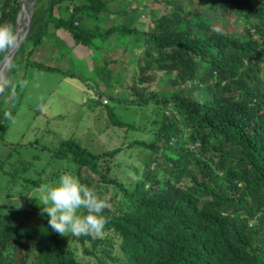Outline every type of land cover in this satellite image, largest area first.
<instances>
[{
  "label": "trees",
  "instance_id": "trees-1",
  "mask_svg": "<svg viewBox=\"0 0 264 264\" xmlns=\"http://www.w3.org/2000/svg\"><path fill=\"white\" fill-rule=\"evenodd\" d=\"M160 2L164 10L152 11L144 31L132 24L135 8L110 11L109 0L33 1L28 33L0 91V139L14 119L28 68L71 77L30 60L46 38L63 41L60 29L92 52L112 41L111 55L116 46L124 53L129 37L144 38L130 98L107 95L109 103L134 107L135 117L126 122L114 106L103 109L113 126L129 131L140 125L149 138L126 144L144 157L117 164L122 176L111 166L120 148L99 153L73 137L62 140L49 159L73 165L80 182L105 201L91 176L116 190L114 206L106 201L101 213L104 231L95 238L61 235L38 208L0 204V264H9V252L17 264L30 257L34 264H264V0ZM21 5L0 0V23L11 24L15 33ZM109 13H122L124 23L101 27ZM228 24L241 25L242 33ZM9 50L0 52V64ZM111 55L104 62L117 73L109 77L123 84ZM155 72L168 77L171 90H147ZM92 92L95 106L105 96ZM38 157L18 158L7 170L4 162L0 172L9 182L36 187L38 180L27 173Z\"/></svg>",
  "mask_w": 264,
  "mask_h": 264
},
{
  "label": "rangeland",
  "instance_id": "rangeland-1",
  "mask_svg": "<svg viewBox=\"0 0 264 264\" xmlns=\"http://www.w3.org/2000/svg\"><path fill=\"white\" fill-rule=\"evenodd\" d=\"M33 1L26 0L28 12H30V5ZM108 7L110 11L119 12L135 8L131 18L132 24L145 31L149 26V20L151 21L152 11L162 12L165 5L160 0H109ZM104 17L105 19H100V26L103 28L124 23L122 13L104 14ZM25 23L26 15L22 12L18 23V37L23 35ZM227 28L237 34H241L243 29L241 25L234 24H228ZM58 32H63L59 35L63 41L46 38L45 42L33 51L30 60L57 67L71 77L28 68L19 87L20 95L14 119L4 137L0 139V165L5 162L1 165L3 169H9V165L18 158L39 156L33 168L27 173L28 177L38 180V185L36 187L25 185L21 179L16 183L9 182L8 176L0 172V204H20L27 208L36 207L40 210L42 207L39 204L41 185H54L58 176L66 172L76 175L74 166L70 163L49 159V154L58 148L62 140L69 137L75 138L82 146H86L93 152L100 153L120 148L121 151L111 163L114 169L117 164L119 167L127 162L133 165L134 162L141 161L144 157L137 150L126 149V144L133 139L149 138L148 133L144 134V128L137 125L136 130L126 131L124 128L113 126L103 109V105L114 106V113L124 118L126 122L132 121L135 117L134 107L126 106L125 102L123 107L122 105L118 107L114 100L109 103L107 95L119 101L126 97L130 98L129 86L137 75L139 62L136 60L140 59L144 52V38L129 37L127 50L122 53V46L120 48L116 46V52L111 55L112 41L104 44L98 51L92 52L87 48L74 45L69 35L61 29ZM97 44L101 46L100 43ZM55 46L56 52L52 51ZM106 54L118 60L117 68L120 70L118 79L123 80V84H113L115 78L109 77L117 71H114L111 65L105 64ZM9 66L8 63L3 74L0 75V91L6 86V72ZM104 66L110 70V73L106 72L105 68L100 71ZM22 74L20 70L17 76L20 77ZM146 85L149 88L148 91H154L157 94L172 89L168 77L162 72H155L152 80ZM93 89L101 91L106 97L99 98L95 106L93 102L97 99L93 96ZM150 108V104L142 106L144 113H149ZM115 173L122 176L123 171H118L116 168ZM91 178L98 184L100 195L106 198L108 206H114L117 198L116 190L108 185H102L94 176ZM77 212L79 213L80 210ZM44 216L47 221V215ZM76 216L78 217L77 213ZM7 261L9 264H17V258L16 256L14 258L11 252L7 254ZM26 264H34L31 257Z\"/></svg>",
  "mask_w": 264,
  "mask_h": 264
},
{
  "label": "clouds",
  "instance_id": "clouds-1",
  "mask_svg": "<svg viewBox=\"0 0 264 264\" xmlns=\"http://www.w3.org/2000/svg\"><path fill=\"white\" fill-rule=\"evenodd\" d=\"M17 39L11 24L0 23V52L15 48ZM39 192L40 215H47L48 227L53 232L95 238L104 231L107 220L101 213L107 207L106 201L73 173L60 174L54 185H41ZM80 209L87 214L77 217Z\"/></svg>",
  "mask_w": 264,
  "mask_h": 264
},
{
  "label": "water",
  "instance_id": "water-1",
  "mask_svg": "<svg viewBox=\"0 0 264 264\" xmlns=\"http://www.w3.org/2000/svg\"><path fill=\"white\" fill-rule=\"evenodd\" d=\"M21 9H20V12L17 16V23H16V26H17V29H16V35H17V45H19L20 43H22L28 33V30H29V23H30V18H31V12H32V4L30 5L31 9H30V12L27 11V5H26V0H21ZM24 12V14L26 15V23H25V29H24V33L22 36L18 37V23H19V17H20V14ZM16 45V47H17ZM16 47L15 48H12L9 50L6 58H9L11 60L13 54H14V51L16 50ZM6 58L3 60L1 66H0V71H2V74L4 72L3 70V64H4V61L6 60ZM9 60V61H10Z\"/></svg>",
  "mask_w": 264,
  "mask_h": 264
},
{
  "label": "bare ground",
  "instance_id": "bare-ground-1",
  "mask_svg": "<svg viewBox=\"0 0 264 264\" xmlns=\"http://www.w3.org/2000/svg\"><path fill=\"white\" fill-rule=\"evenodd\" d=\"M9 58H6V60L4 61V64H3V70L5 69V67L8 65L9 63ZM2 74V71H0V75Z\"/></svg>",
  "mask_w": 264,
  "mask_h": 264
},
{
  "label": "crops",
  "instance_id": "crops-1",
  "mask_svg": "<svg viewBox=\"0 0 264 264\" xmlns=\"http://www.w3.org/2000/svg\"><path fill=\"white\" fill-rule=\"evenodd\" d=\"M62 33H63V32H60V33L57 32V37H58V39H61V38H59V37H60L59 35L62 34ZM52 51L56 52L55 49H54V50L52 49Z\"/></svg>",
  "mask_w": 264,
  "mask_h": 264
}]
</instances>
